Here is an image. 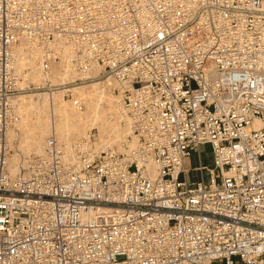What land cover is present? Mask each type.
<instances>
[{"label": "built area", "instance_id": "built-area-1", "mask_svg": "<svg viewBox=\"0 0 264 264\" xmlns=\"http://www.w3.org/2000/svg\"><path fill=\"white\" fill-rule=\"evenodd\" d=\"M19 46L115 83L120 148L11 172ZM0 264H264V0H0Z\"/></svg>", "mask_w": 264, "mask_h": 264}, {"label": "rangeland", "instance_id": "rangeland-1", "mask_svg": "<svg viewBox=\"0 0 264 264\" xmlns=\"http://www.w3.org/2000/svg\"><path fill=\"white\" fill-rule=\"evenodd\" d=\"M61 68L58 65H53L51 67V78L48 81L44 82L43 76L39 74V76H33L32 73L27 76L26 80H23L21 83L22 89L24 90H34V88H40V87H55L56 84L59 82L58 80L55 81V74L57 71H60ZM27 71V70H25ZM54 74V75H53ZM75 78L74 74L68 75V78L72 82H76L73 80ZM54 80V81H53ZM77 80V78H76ZM26 85L25 87L23 86ZM83 85V88L77 89V90H70V91H65L58 93L57 95H53V104L56 105H62L65 108H67L69 111L74 112L75 114L77 113H82L85 115L84 119V124L85 127L83 128V133H70L68 135H60L57 131H54L51 129L50 124H49V119L52 117L51 109H50V104L51 101H49L50 98H45L44 101V96L43 95H36V93L33 92H28L26 94H34L32 95L30 100L34 102V106L31 105V108H34L36 111V114H38L41 123H45L47 125L46 132L42 138L41 141V146L37 151L35 150H26V145L24 144L25 138H24V129L25 125L28 122L27 116L21 112L18 111L19 115V124L17 126V129L14 131L16 134L13 136V133L8 134V139L10 141V148H11V157L9 160V169L12 170L13 165L12 161L17 162L18 164L15 165L16 168L19 167L20 162L24 157L32 154H40L42 152V148L44 146V143L46 141V138L49 136L54 135L55 138L63 147H65L67 150L69 149V146H71L74 142H78V146L76 148V155L74 156V160L81 161L82 158H90V156L99 153L101 149H103L100 146L99 139H103L104 134H108L109 132H112L115 129V124L116 119H115V111L118 116L119 120V127L123 128L122 123L120 122V116H119V106H120V98L119 94L115 91H112L115 83L112 81L111 84L107 85L106 82L103 83H98L97 86L95 87H89V82H83L81 83ZM37 86V87H36ZM40 86V87H38ZM90 89V90H89ZM45 90V89H44ZM50 90H45V92L48 93ZM100 92L101 95L103 96L101 100L97 101V106L96 104L93 105L92 108L97 109L98 115H94L93 109H87L86 104L84 103L83 98L80 99L81 95L82 96H87L91 95L94 92ZM36 92V91H35ZM43 91H39L41 93ZM46 97V96H45ZM108 97V99H107ZM85 99V98H84ZM77 100L78 103H80V109L77 107V105L74 104V101ZM23 101L27 102V99L25 97L23 98ZM114 101H115V109L114 110ZM21 100L15 98V104L18 107L20 104ZM50 102V103H49ZM19 108V107H18ZM30 108V109H31ZM56 117L54 116V121ZM94 119V120H93ZM33 122V121H32ZM115 122V123H114ZM114 123V124H113ZM100 125H104L105 129H107L106 132H103L100 129ZM89 128V129H88ZM52 131V132H51ZM10 136V137H9ZM89 136V137H88ZM102 139H100L102 141ZM69 143V144H68ZM71 144V145H70ZM113 147L117 148L116 144L112 145ZM201 153H202V160L210 165V148L208 145H204L201 147ZM90 154V156H88ZM79 158H78V157ZM197 163V154L196 152H193L189 159L187 160V165H195Z\"/></svg>", "mask_w": 264, "mask_h": 264}, {"label": "bare ground", "instance_id": "bare-ground-1", "mask_svg": "<svg viewBox=\"0 0 264 264\" xmlns=\"http://www.w3.org/2000/svg\"><path fill=\"white\" fill-rule=\"evenodd\" d=\"M17 54H18L19 67L20 68L25 67V69L27 70L26 74L24 75V80H26L27 76L31 73H32L31 76H33V75L39 76V74L41 75V73L39 72V69H38L37 62H36V57H37L36 51H34L33 49H31L29 47L19 46L17 48ZM58 66H60L61 70L57 71L55 74L54 80L59 81L55 87L53 86V87L47 88L46 86L45 87L44 86L43 87L38 86L40 88H36V89L34 88L33 91L32 90H24V88H23V89L18 90V92L15 94L14 103H15V98H17L18 100L19 99L21 100V102L18 106L19 108L16 106V109L18 111L23 112L28 118L27 119L28 122L25 125V129H24L25 131L23 134L25 141H22L26 145L27 151H30V150L37 151L39 149V147L41 146L42 138H43V136L46 132V129H47L46 122L41 123L40 118H39L38 114H36L35 109L31 108V105H33V106L35 105L34 102L32 100H30L31 97H33L32 95H34V94H26L28 92L36 93V95H43L44 101H45V98H47V97L50 98L49 101H51L50 109H51L52 117L49 119V124H50L51 129H53L54 131H57L60 135H68L70 133H83V128L85 127V125H83L84 124L83 121L85 119L84 114H82V113L75 114L74 112L69 111L67 108H65L62 105H56V104L52 103L53 95H57L58 93L65 92V91L77 90V89L83 88V85H81V83L72 82L69 79H67L68 75H70V74L75 75L74 71H72L65 64H59ZM51 76H52V74H51V70H50V78H51ZM32 78H34V76ZM87 82H89V87H95V86H97L98 83H103V82H106L107 85L110 84L109 80H105V79L104 80H100V79L90 80ZM44 89L50 90V92L48 91V93H47V92H45ZM39 91H43V92L39 93ZM24 97H25V99H27V102L23 101ZM102 97L103 96L101 95V93L96 91V92L92 93L91 95H87V96L81 95L80 99L83 98L84 103L87 106V109H91L93 107V105L96 104V106H97V101L101 100ZM107 99H108V97H107ZM76 102L77 103H74V104L77 105V107L80 109V103H78V101H76ZM92 109H93L94 115L97 116L98 115L97 109L96 108H92ZM114 110H116L115 109V101H114ZM18 111H17V113H18ZM114 115H115V119L117 122L115 124L116 127L112 132H109L108 134L107 133L104 134L103 139L100 138V139H102V141L99 139V143H100V146L102 148L112 146L113 144H116L117 147L120 148L121 139H123V137L125 135V128L119 127V120H118V116L116 114V111H115ZM54 116L56 117L55 118L56 121H54ZM18 124H19V122H18ZM100 129L103 132L107 131V129H105L104 125H100ZM10 133H13V136H15V134H16L13 130L8 132V134H10ZM11 163L13 165L11 172L12 173L17 172L19 170L18 169L19 167L16 168L15 165L18 163L14 162V161H12Z\"/></svg>", "mask_w": 264, "mask_h": 264}]
</instances>
